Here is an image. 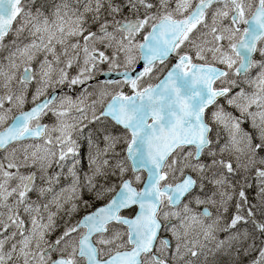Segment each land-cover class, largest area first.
Returning a JSON list of instances; mask_svg holds the SVG:
<instances>
[{"label":"snow or ice","instance_id":"6c2138e0","mask_svg":"<svg viewBox=\"0 0 264 264\" xmlns=\"http://www.w3.org/2000/svg\"><path fill=\"white\" fill-rule=\"evenodd\" d=\"M0 264H264V0H0Z\"/></svg>","mask_w":264,"mask_h":264}]
</instances>
